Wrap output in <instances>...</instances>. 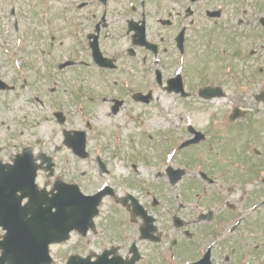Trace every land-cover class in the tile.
Wrapping results in <instances>:
<instances>
[{
	"label": "flooded vegetation",
	"instance_id": "1",
	"mask_svg": "<svg viewBox=\"0 0 264 264\" xmlns=\"http://www.w3.org/2000/svg\"><path fill=\"white\" fill-rule=\"evenodd\" d=\"M33 4L41 18L42 33L52 44L70 41L76 45V49L65 51L66 60L72 62L67 67L74 66L72 58L85 54L89 37L96 34L103 54L116 63L125 55L139 59L145 73L159 68L166 76L164 81L176 68L188 77L186 84L191 90L223 79L245 85L254 77L256 88L264 84V36L256 35L253 44L243 49L251 30L246 21L231 18L227 2L34 0ZM260 6L263 10L264 4ZM211 11H218L219 16L209 17L207 12ZM141 27L154 47L133 43ZM102 36L115 43L112 54L102 47ZM245 57L252 64L248 70L242 65ZM149 58L154 60L153 68ZM258 105L256 116L245 110L241 123L228 125L231 131L226 134L225 163L211 165L206 178L198 172L201 179L181 180L173 186L167 171H160L151 181L137 172L149 171L151 163L141 158L133 164L130 154L123 156V149H115V222L107 220L103 227L98 225L95 232L81 238L80 254H92L87 247L98 246L101 252L115 247V258L123 264H264V103ZM202 129L205 139L197 146L219 140L220 132L211 122ZM248 135L255 148L248 147ZM23 144L15 153L0 158L7 167L22 150L31 149L22 160L26 168L18 173L7 168L3 172V196L7 200L12 196L15 202L20 198V212H15L30 218L31 211L35 215L49 205L53 207L57 176L54 169H46L44 157L48 158V153L37 150L35 143ZM200 150H190L193 162L198 161ZM34 164L35 185L30 181ZM162 165L160 162L156 167ZM143 175L150 174L145 171ZM9 183L18 190L12 195L9 191L7 196ZM56 246L62 245H52ZM56 251L57 258L46 264H66L71 250L67 255L61 249Z\"/></svg>",
	"mask_w": 264,
	"mask_h": 264
},
{
	"label": "rangeland",
	"instance_id": "2",
	"mask_svg": "<svg viewBox=\"0 0 264 264\" xmlns=\"http://www.w3.org/2000/svg\"><path fill=\"white\" fill-rule=\"evenodd\" d=\"M219 1L227 2L231 18L238 17L248 23L251 36L243 41V49L253 44L254 37L261 29L258 19L264 16L260 2L213 0V3ZM33 2L0 0V78L15 86L13 91H0V158L15 153L24 145L23 142L35 143L38 150L48 149L55 155L57 175L63 174L65 180L78 183L86 193L103 183L115 184V147H122L123 156H128L137 143L139 147H144L142 149H150L147 156L153 161L157 148L168 147L172 140L183 138L185 133H181L182 128L192 122L186 119L187 116L191 119L199 115L208 116L209 107L198 112L200 103L193 98L183 101L164 92L154 82L152 75L141 73L138 60L130 62L129 59H123L120 70L108 73L97 70L89 60L81 72L60 70L58 64L65 59L62 53H65L69 44L70 47L75 44L55 41L52 47L47 44V40L40 39L41 20L36 15ZM16 22L19 23L17 27ZM43 36L41 32L40 37ZM102 43V47L112 54L115 43L108 41L105 36H102ZM234 53V46L231 45V55ZM82 59H88L87 55H82ZM242 65L249 69L252 65L249 57L242 60ZM78 68L73 69L77 71ZM53 87L56 88L55 92L50 91ZM79 88L80 93L76 95L75 91ZM148 89L153 90L151 103L146 105L132 101L131 92ZM119 97L124 100V106L115 112L118 104L112 99ZM223 101L214 104L217 107L230 104L226 99ZM56 110L65 114L63 126L53 117ZM205 119H198L203 127L209 122V119ZM144 121L147 123V134L141 135L139 131ZM41 127L46 130H41ZM63 127L87 132V148L91 155L88 160H80L63 146ZM38 140L40 142L37 143ZM97 155L107 162L111 170L109 175L100 177L94 161ZM202 158L209 162L208 156ZM112 207L108 199L104 201L101 216L115 215ZM101 216L98 220L100 225L105 219ZM110 218L115 219L114 216ZM74 241L75 237L67 244L68 248L73 249L71 246Z\"/></svg>",
	"mask_w": 264,
	"mask_h": 264
},
{
	"label": "water",
	"instance_id": "3",
	"mask_svg": "<svg viewBox=\"0 0 264 264\" xmlns=\"http://www.w3.org/2000/svg\"><path fill=\"white\" fill-rule=\"evenodd\" d=\"M4 88H6V85L3 83V82H1L0 81V89H4ZM77 188V187H76ZM92 199H94V204L96 205L97 204V200H96V198H92ZM73 201V200H72ZM74 202V201H73ZM73 211H77L78 212V209H77V207H76V205L75 204H73ZM78 216V215H77ZM76 219V217L75 216H73V220H75Z\"/></svg>",
	"mask_w": 264,
	"mask_h": 264
}]
</instances>
